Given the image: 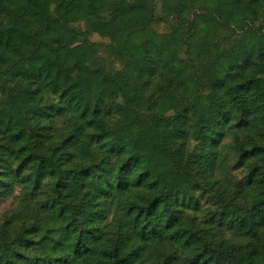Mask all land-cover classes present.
I'll return each instance as SVG.
<instances>
[{
	"label": "trees",
	"instance_id": "1",
	"mask_svg": "<svg viewBox=\"0 0 264 264\" xmlns=\"http://www.w3.org/2000/svg\"><path fill=\"white\" fill-rule=\"evenodd\" d=\"M155 5L0 0V264H264V0Z\"/></svg>",
	"mask_w": 264,
	"mask_h": 264
},
{
	"label": "rangeland",
	"instance_id": "2",
	"mask_svg": "<svg viewBox=\"0 0 264 264\" xmlns=\"http://www.w3.org/2000/svg\"><path fill=\"white\" fill-rule=\"evenodd\" d=\"M105 6L111 9L115 0H103ZM187 0H156L155 10L159 16L158 21L153 25L159 32L170 29V21L174 19L176 13L181 11ZM71 16V14H69ZM162 17V18H161ZM72 25L77 28H84L82 22H72ZM109 37L93 33L90 37L89 43L85 46L86 57L103 56L108 62L112 60L108 48ZM116 66L118 62L115 61ZM117 72H121V68ZM146 116L143 117V122L146 121ZM11 205V199L0 203V213Z\"/></svg>",
	"mask_w": 264,
	"mask_h": 264
}]
</instances>
